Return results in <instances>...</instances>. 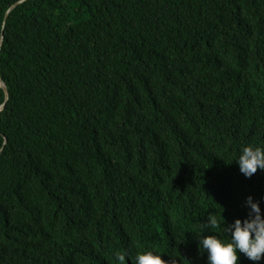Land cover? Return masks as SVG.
<instances>
[{"label":"trees","instance_id":"trees-1","mask_svg":"<svg viewBox=\"0 0 264 264\" xmlns=\"http://www.w3.org/2000/svg\"><path fill=\"white\" fill-rule=\"evenodd\" d=\"M21 1L0 0V264H207L201 236L228 240L249 196L264 211V171L235 162L264 147V0H29L6 19Z\"/></svg>","mask_w":264,"mask_h":264},{"label":"clouds","instance_id":"clouds-1","mask_svg":"<svg viewBox=\"0 0 264 264\" xmlns=\"http://www.w3.org/2000/svg\"><path fill=\"white\" fill-rule=\"evenodd\" d=\"M235 162L240 173L251 178L258 169L264 171V147H244ZM246 206L250 210L247 218L236 219L225 227L228 240L216 235L199 238L198 248L207 253V264H239V254H243L253 264L264 260V211L252 196L247 197ZM207 225L216 226L217 221L209 219ZM116 258L119 264H125L126 254H119ZM133 264H171V261L146 250L135 255Z\"/></svg>","mask_w":264,"mask_h":264},{"label":"water","instance_id":"water-1","mask_svg":"<svg viewBox=\"0 0 264 264\" xmlns=\"http://www.w3.org/2000/svg\"><path fill=\"white\" fill-rule=\"evenodd\" d=\"M27 1H29V0H23V1L19 2V3H17L15 6H13V7L8 11V13H7V15H6V19L9 17L10 13H11L15 8H17L18 6H20L21 4H23V3L27 2ZM3 40H4V33H3V35H2V41H1V46H0V47H2ZM0 51H1V48H0ZM0 88H2V89L4 90V92H5V94H6V102H7L8 99H9L8 87H7V85H6L1 79H0ZM5 107H6V103H5L3 106L0 107V114L3 112V110L5 109Z\"/></svg>","mask_w":264,"mask_h":264},{"label":"bare ground","instance_id":"bare-ground-1","mask_svg":"<svg viewBox=\"0 0 264 264\" xmlns=\"http://www.w3.org/2000/svg\"><path fill=\"white\" fill-rule=\"evenodd\" d=\"M29 2V1H28ZM8 19V18H7Z\"/></svg>","mask_w":264,"mask_h":264}]
</instances>
